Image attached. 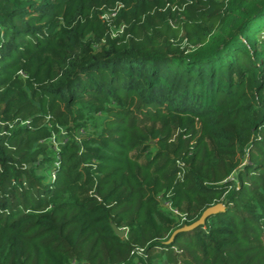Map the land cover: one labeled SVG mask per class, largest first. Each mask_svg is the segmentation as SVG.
I'll list each match as a JSON object with an SVG mask.
<instances>
[{"label": "trees", "instance_id": "1", "mask_svg": "<svg viewBox=\"0 0 264 264\" xmlns=\"http://www.w3.org/2000/svg\"><path fill=\"white\" fill-rule=\"evenodd\" d=\"M0 264H264V0H0Z\"/></svg>", "mask_w": 264, "mask_h": 264}, {"label": "water", "instance_id": "2", "mask_svg": "<svg viewBox=\"0 0 264 264\" xmlns=\"http://www.w3.org/2000/svg\"><path fill=\"white\" fill-rule=\"evenodd\" d=\"M224 211V206L222 204H217L215 206H212L208 209H206L202 215L200 216V218L192 223L191 225L188 226H184L176 231H174L169 239V241H171L176 235L183 233V232H188V231H192L194 229H196L197 227L201 226L204 224L206 218H208L209 216L218 214L219 212ZM110 227L114 233L115 236L119 237V238H123L126 235V232L123 230H119L114 224H110Z\"/></svg>", "mask_w": 264, "mask_h": 264}, {"label": "rangeland", "instance_id": "3", "mask_svg": "<svg viewBox=\"0 0 264 264\" xmlns=\"http://www.w3.org/2000/svg\"><path fill=\"white\" fill-rule=\"evenodd\" d=\"M63 141L65 142V140L63 139Z\"/></svg>", "mask_w": 264, "mask_h": 264}]
</instances>
